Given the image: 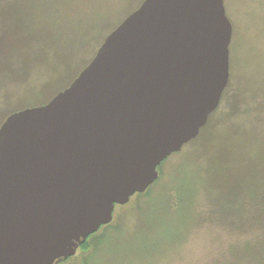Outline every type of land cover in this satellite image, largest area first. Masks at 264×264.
<instances>
[{"label": "water", "instance_id": "obj_1", "mask_svg": "<svg viewBox=\"0 0 264 264\" xmlns=\"http://www.w3.org/2000/svg\"><path fill=\"white\" fill-rule=\"evenodd\" d=\"M224 0H145L65 90L0 127V264H62L195 140L230 79Z\"/></svg>", "mask_w": 264, "mask_h": 264}, {"label": "rangeland", "instance_id": "obj_2", "mask_svg": "<svg viewBox=\"0 0 264 264\" xmlns=\"http://www.w3.org/2000/svg\"><path fill=\"white\" fill-rule=\"evenodd\" d=\"M34 1L40 26L46 23L39 28V37L19 40L24 47L16 44L26 57L22 51L19 55L5 49L0 127L14 110L46 104L69 87L106 37L145 0ZM224 4L233 27L225 100L199 136L161 164L159 179L146 194L117 206L109 227L101 228L87 250L79 249L63 264L241 263L236 253L254 231L210 220L208 201L209 192L222 184L216 169L227 150L241 155L239 160L235 157L238 165H248L241 160L244 155L250 166L253 156L264 163V0ZM55 18L58 25L53 27ZM228 158L222 165H232ZM259 173L250 172L248 186L263 185L255 182ZM104 234L99 244L97 239Z\"/></svg>", "mask_w": 264, "mask_h": 264}, {"label": "trees", "instance_id": "obj_3", "mask_svg": "<svg viewBox=\"0 0 264 264\" xmlns=\"http://www.w3.org/2000/svg\"><path fill=\"white\" fill-rule=\"evenodd\" d=\"M30 1L32 2L29 4L27 0H0V74L6 68L5 49L7 47L15 49L18 54L22 50L19 51L16 44L20 43L24 47L19 40L23 38L27 42L28 38L33 40L37 35L39 37V28L46 23L44 20L40 26V22H38L39 11L37 5H35L36 1ZM25 5L27 6L26 10H22V6ZM45 15L47 20V13ZM53 23V27L58 25L56 18ZM52 30V33H54L55 30ZM25 36H28V38ZM22 53L24 54L23 58L27 56L26 51H22ZM22 53H19V55ZM226 91L227 88L222 97L223 101L226 98ZM36 106L41 105L24 106L14 110L7 117L18 111ZM227 151L217 165L219 167L216 166L217 180L219 178L222 184H220L219 188L215 185L214 188L216 191L211 190L209 192L208 202L210 211L208 216H210V220L221 223L225 227L229 226L240 231L248 229L254 231V236L248 239L247 243L243 245L244 247L236 253V256L241 261L240 264H264V163L258 160L256 156H253L255 159L252 158L253 164L250 166L249 158L244 155V158L241 160H247L248 165H238V163H235V157L239 160L241 155L237 152L236 155L235 153L230 154L229 150ZM229 156L231 157L228 158ZM227 158L231 161L233 160L232 165H222L227 161ZM251 171L260 172L256 175L255 182L261 180L263 185L260 182H258V185L255 184L251 187L247 185ZM214 196L216 197L214 198ZM105 236L106 234L97 239V242L101 244ZM91 237L80 247L81 250H87L89 248L88 242Z\"/></svg>", "mask_w": 264, "mask_h": 264}]
</instances>
